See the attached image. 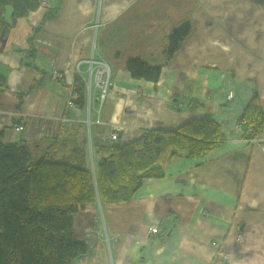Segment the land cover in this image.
Listing matches in <instances>:
<instances>
[{"label": "crops", "instance_id": "obj_1", "mask_svg": "<svg viewBox=\"0 0 264 264\" xmlns=\"http://www.w3.org/2000/svg\"><path fill=\"white\" fill-rule=\"evenodd\" d=\"M43 7L0 34L3 144L45 145L40 136L61 129L86 141L94 168L111 146L143 130L197 120L219 128L204 158L180 150L131 200L97 199L75 214L74 237L86 252L72 264H264V123L255 142L238 127L253 98L264 114V0H45ZM184 21L189 32L169 54L168 36ZM91 58L107 64L111 87L100 103L91 76L89 97L84 86L69 108L71 86L89 79ZM130 59L160 68L157 82L133 78ZM113 127L120 131L110 142Z\"/></svg>", "mask_w": 264, "mask_h": 264}, {"label": "trees", "instance_id": "obj_2", "mask_svg": "<svg viewBox=\"0 0 264 264\" xmlns=\"http://www.w3.org/2000/svg\"><path fill=\"white\" fill-rule=\"evenodd\" d=\"M39 7L44 8L41 0H0V34H8L18 19ZM52 16L49 11L43 20ZM126 69L133 78L153 83L160 75V68L139 59H130ZM77 92L78 100L84 97L81 79ZM263 123L264 114L253 98L238 125L252 140ZM60 130L42 136L45 145L3 144L0 134V264H72L86 252L74 237L75 214L97 199L102 205L131 200L143 181L157 176L180 150L201 159L219 140L218 126L208 120L190 121L175 130H143L137 139L111 146L93 168L86 141L62 136Z\"/></svg>", "mask_w": 264, "mask_h": 264}, {"label": "built area", "instance_id": "obj_3", "mask_svg": "<svg viewBox=\"0 0 264 264\" xmlns=\"http://www.w3.org/2000/svg\"><path fill=\"white\" fill-rule=\"evenodd\" d=\"M45 4V0H41V5ZM89 67H90V71H89V79L87 81H84V86L86 88V91L88 93V97H89V93H90V86H91V76H93L95 78V82H96V86L97 89L99 91L98 94V101L100 103L103 102L105 96L107 95L108 90L111 87V81H110V69L107 66V64L102 61V60H94L93 58H91L88 61ZM78 72V69H77ZM59 76V74L55 73L54 77L57 79ZM79 85V78L75 79V81L73 82L72 86H71V91H70V95L69 98L67 100V107L71 108L74 104L75 101L78 99L79 94L77 92V86ZM231 95H229L228 98H230ZM238 127H240V125H238ZM24 130V124H19L15 127V131L17 132H22ZM119 128L118 127H113L111 129V132L109 133L108 136V140L110 142H115L118 138V132H119ZM44 136V135H43ZM42 137V136H40ZM251 141L255 142L256 140L252 139ZM156 229H150V233L151 234H155L156 233Z\"/></svg>", "mask_w": 264, "mask_h": 264}, {"label": "water", "instance_id": "obj_4", "mask_svg": "<svg viewBox=\"0 0 264 264\" xmlns=\"http://www.w3.org/2000/svg\"><path fill=\"white\" fill-rule=\"evenodd\" d=\"M189 29V21H184L172 29L171 33L168 36L167 52L169 54L173 53V51L178 47L179 42L182 41V39L187 35Z\"/></svg>", "mask_w": 264, "mask_h": 264}]
</instances>
